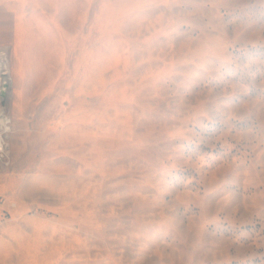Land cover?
I'll return each mask as SVG.
<instances>
[{"label": "rangeland", "instance_id": "1", "mask_svg": "<svg viewBox=\"0 0 264 264\" xmlns=\"http://www.w3.org/2000/svg\"><path fill=\"white\" fill-rule=\"evenodd\" d=\"M0 59V264H264V0H0Z\"/></svg>", "mask_w": 264, "mask_h": 264}, {"label": "bare ground", "instance_id": "2", "mask_svg": "<svg viewBox=\"0 0 264 264\" xmlns=\"http://www.w3.org/2000/svg\"><path fill=\"white\" fill-rule=\"evenodd\" d=\"M0 61H1V59H0ZM0 65H1V62H0ZM2 72H3V69L0 66V106H1V102L4 100V97L1 95V90H2L1 86L3 85V87H4L6 83L10 84L9 79H6V78L3 79ZM0 121H1L0 127L3 129L4 124H5V119H4L3 113L1 112V107H0Z\"/></svg>", "mask_w": 264, "mask_h": 264}, {"label": "water", "instance_id": "3", "mask_svg": "<svg viewBox=\"0 0 264 264\" xmlns=\"http://www.w3.org/2000/svg\"><path fill=\"white\" fill-rule=\"evenodd\" d=\"M8 87H9V84L6 83L5 86H4L5 89L2 91V96H3V97L6 96V88H8Z\"/></svg>", "mask_w": 264, "mask_h": 264}]
</instances>
